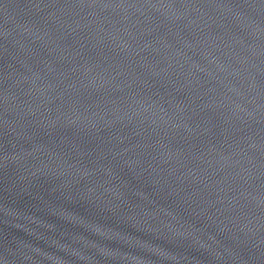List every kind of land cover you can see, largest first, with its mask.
<instances>
[{"label":"water","instance_id":"1","mask_svg":"<svg viewBox=\"0 0 264 264\" xmlns=\"http://www.w3.org/2000/svg\"><path fill=\"white\" fill-rule=\"evenodd\" d=\"M0 264H264V0H0Z\"/></svg>","mask_w":264,"mask_h":264}]
</instances>
